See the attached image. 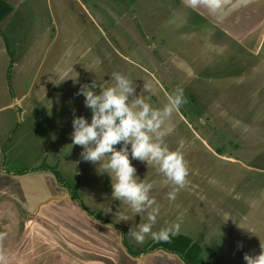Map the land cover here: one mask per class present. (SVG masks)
Wrapping results in <instances>:
<instances>
[{
  "label": "rangeland",
  "instance_id": "374dc122",
  "mask_svg": "<svg viewBox=\"0 0 264 264\" xmlns=\"http://www.w3.org/2000/svg\"><path fill=\"white\" fill-rule=\"evenodd\" d=\"M98 1L91 0L96 20L80 7L65 20L70 34L79 30L77 40L71 35L68 39L73 50L66 59L68 100L58 110L46 109L45 116L38 115L33 129L48 131L60 143L68 141L70 150L63 154L75 149L81 154V146L79 150L78 145L72 146L71 134L74 116H84L89 122L92 118L85 97L78 95L85 84L95 81V91L100 94L102 87L114 86V72L122 73L136 85L130 103L143 96L153 108L161 110L182 89L186 102L164 124L168 132L164 143L184 156L189 171L175 200L168 198L175 186L156 166L132 160L137 175L150 179L154 191L151 196L161 197L154 198L165 212L159 213L152 230L158 232L171 221V225L179 223L182 233L197 241L213 243L215 252L231 244L243 256L259 255L261 241L264 242V21L261 30L258 27L247 32L248 38H240L238 33L226 37L217 25L200 22L184 8L170 13L166 9L164 14L158 5L154 7L161 10L157 16L152 9L149 16L139 10L138 21L128 22L124 28L117 23L113 37H109L98 26ZM119 1L106 0L108 7L117 11L122 10ZM169 4L171 11L178 8ZM45 13L50 19V3ZM48 26L52 27L51 22ZM112 38L113 43L109 41ZM56 48L43 73L52 64L51 57L57 56ZM24 81L23 78V87ZM145 87L150 91H144ZM115 202L119 214L132 218L122 222L124 230L137 231L138 224L147 222V216L141 221L126 202ZM119 214L107 216L118 222ZM240 260L246 264L244 258Z\"/></svg>",
  "mask_w": 264,
  "mask_h": 264
},
{
  "label": "crops",
  "instance_id": "0c3cea01",
  "mask_svg": "<svg viewBox=\"0 0 264 264\" xmlns=\"http://www.w3.org/2000/svg\"><path fill=\"white\" fill-rule=\"evenodd\" d=\"M4 1L12 11L0 23V264H187L180 255L165 250L133 256L124 238L134 251L152 240L137 243L127 233L130 230L120 226V220L107 216L121 213L112 196V178L98 174L76 149L63 154L70 150L68 141L60 143L48 131L33 129L38 115L45 116L46 109L58 110L68 100L66 59L73 51L68 39L75 36L77 40L79 30L70 34L65 20L79 7L93 19L91 0ZM169 2L178 8L171 11ZM49 3L50 19L45 13ZM107 4L106 0L98 1L101 13L97 22L109 37H113L117 23L124 28L128 22L138 21L139 10L149 16L152 9L157 16L160 5L164 14L166 9L170 13L184 8L200 22L217 25L226 37L238 33L240 38H248L247 32L261 30L264 21V0H220L216 8L204 0H120L122 10L118 11ZM113 39L109 41L113 43ZM55 46L57 56L51 57L52 64L43 73ZM43 165L58 169L64 181L78 186L84 206L73 199L54 171L39 169ZM140 180L150 181L144 176ZM97 212L102 213L103 221L90 214ZM163 212L161 206V215ZM177 235H187L181 225ZM194 240L202 248L201 264H242L243 254L231 244L215 252L213 243ZM206 246L211 250L207 252Z\"/></svg>",
  "mask_w": 264,
  "mask_h": 264
},
{
  "label": "clouds",
  "instance_id": "9594fccd",
  "mask_svg": "<svg viewBox=\"0 0 264 264\" xmlns=\"http://www.w3.org/2000/svg\"><path fill=\"white\" fill-rule=\"evenodd\" d=\"M204 2L213 8L220 6V0ZM111 79L114 86L102 87L100 94L95 91V81L80 88L78 95L85 97L84 103L91 110L92 118L89 122L84 116H74L72 146H81L82 160L97 165L100 174H108L112 178L114 200L126 202L141 221L147 216L146 223L138 224V230L131 229L129 233L137 243L143 244L147 236L157 243L170 242L179 233L180 224H172L158 232L152 230L160 208L151 196L153 185L140 180L132 160L156 166L175 186L168 194L170 200H175L176 193L185 186L189 171L184 156L179 151H171L164 143L168 134L164 124L186 102L183 90H177L161 110L153 108L143 96L130 103L129 98L135 96L136 85L126 75L114 72ZM144 91L150 89L145 87ZM117 145L121 147L117 148ZM119 217L120 222L130 219L125 214H119ZM260 248L259 255L245 254L246 264H264L262 241Z\"/></svg>",
  "mask_w": 264,
  "mask_h": 264
},
{
  "label": "trees",
  "instance_id": "16d2710c",
  "mask_svg": "<svg viewBox=\"0 0 264 264\" xmlns=\"http://www.w3.org/2000/svg\"><path fill=\"white\" fill-rule=\"evenodd\" d=\"M11 11H12L11 7L4 0H0V23L7 15L10 14ZM39 169L54 171L59 178L58 181H60L62 185L69 188V190L72 193L73 199L78 200L84 206L83 199L79 195L78 186L73 187L67 181H64L58 169L49 167L47 165H43ZM90 214L97 220L100 221L104 220L101 212L90 213ZM124 244L129 250V252L135 257H139L145 253L155 252L157 250H165L169 253L180 255L187 264H201V258H200L202 252L201 245L197 243L193 238L187 235L173 236L170 242L167 243L165 242L157 243L152 240L151 242L148 243L146 247L139 249L137 251H133L129 248V245L127 244L125 238H124Z\"/></svg>",
  "mask_w": 264,
  "mask_h": 264
}]
</instances>
